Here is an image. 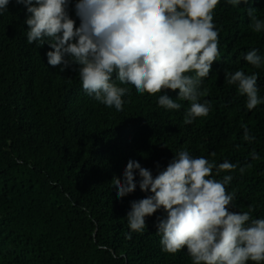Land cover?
Masks as SVG:
<instances>
[{"label": "trees", "instance_id": "obj_1", "mask_svg": "<svg viewBox=\"0 0 264 264\" xmlns=\"http://www.w3.org/2000/svg\"><path fill=\"white\" fill-rule=\"evenodd\" d=\"M75 3L68 12L79 26ZM249 7L264 20V0L237 6L220 0L214 9L220 56L210 83L202 80L199 89L210 112L185 124L190 102L178 90L166 91L180 109H165L158 105L163 92L137 93L114 74L113 82L128 88L123 110L95 100L82 87L78 64L61 71L48 64L47 41L28 43L30 14L10 0L0 13V264H192L186 248L162 251L156 221L163 209L145 218L142 232L131 231V202L152 193L141 191L134 169L135 191L117 198L114 179H123L130 159L153 176L180 151L236 163L232 172L214 169L213 177L232 175L226 186L235 191L232 211L264 218V64L255 68L244 59L252 48L264 59V30L253 31ZM236 70L258 76L262 102L252 110L237 85L226 82L225 72ZM241 124L253 141L243 140ZM253 150L259 160L249 155Z\"/></svg>", "mask_w": 264, "mask_h": 264}, {"label": "clouds", "instance_id": "obj_2", "mask_svg": "<svg viewBox=\"0 0 264 264\" xmlns=\"http://www.w3.org/2000/svg\"><path fill=\"white\" fill-rule=\"evenodd\" d=\"M10 0H0V13ZM220 0H76L79 26L69 15L71 0H16L26 5L30 14L27 41L47 43L48 64L79 65L83 89L106 107L122 111V97L131 84L137 93L158 96V105L165 109H180L166 90H178V97L190 102L184 123L206 117L211 105L200 102L202 80L210 83L214 62L220 56L218 31L213 13ZM253 0H228L233 6ZM247 14L253 31L264 30V20L249 7ZM252 48L244 59L255 68L264 59ZM66 56L70 59H66ZM187 73H193L191 75ZM226 82L235 84L238 93L246 96V107L254 109L262 100L258 95L256 73L243 70L225 72ZM243 140L251 142L249 128L241 124ZM239 148V145L236 146ZM215 156V153H211ZM252 160L260 156L253 150ZM159 167V165H157ZM236 163L193 157L180 151L166 168L153 176L139 161L129 160L123 179L116 177L117 198L135 191L134 169L139 170L141 191L151 192L145 198L133 200L127 221L131 231L142 232L146 217L163 209L166 215L157 217L156 228L161 234L162 251L175 254L186 248L192 264H247L264 262V218H253L249 211H232L235 191L226 186L233 179L221 172L236 170ZM251 163L239 167L243 174ZM130 238V233H129Z\"/></svg>", "mask_w": 264, "mask_h": 264}]
</instances>
